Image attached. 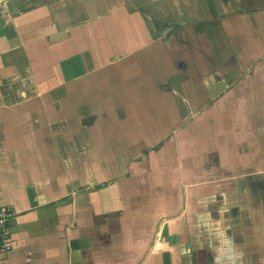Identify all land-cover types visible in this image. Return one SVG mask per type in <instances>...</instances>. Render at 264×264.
Returning a JSON list of instances; mask_svg holds the SVG:
<instances>
[{
    "label": "crops",
    "instance_id": "obj_1",
    "mask_svg": "<svg viewBox=\"0 0 264 264\" xmlns=\"http://www.w3.org/2000/svg\"><path fill=\"white\" fill-rule=\"evenodd\" d=\"M0 264H264V0H0Z\"/></svg>",
    "mask_w": 264,
    "mask_h": 264
},
{
    "label": "built area",
    "instance_id": "obj_2",
    "mask_svg": "<svg viewBox=\"0 0 264 264\" xmlns=\"http://www.w3.org/2000/svg\"><path fill=\"white\" fill-rule=\"evenodd\" d=\"M11 211L0 205V255L6 253L10 249V240L8 233V221Z\"/></svg>",
    "mask_w": 264,
    "mask_h": 264
}]
</instances>
